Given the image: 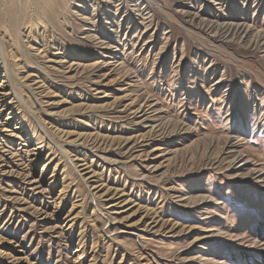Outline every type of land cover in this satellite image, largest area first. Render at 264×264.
Returning a JSON list of instances; mask_svg holds the SVG:
<instances>
[{
    "label": "rangeland",
    "instance_id": "obj_1",
    "mask_svg": "<svg viewBox=\"0 0 264 264\" xmlns=\"http://www.w3.org/2000/svg\"><path fill=\"white\" fill-rule=\"evenodd\" d=\"M0 84V264L260 260L264 0H0Z\"/></svg>",
    "mask_w": 264,
    "mask_h": 264
},
{
    "label": "bare ground",
    "instance_id": "obj_2",
    "mask_svg": "<svg viewBox=\"0 0 264 264\" xmlns=\"http://www.w3.org/2000/svg\"><path fill=\"white\" fill-rule=\"evenodd\" d=\"M225 24V23H224ZM224 26V25H223ZM232 26V25H231ZM244 27V26H243ZM242 26H239L238 28L239 29H242L243 28ZM229 28V27H228ZM232 28V27H231ZM230 28V29H231ZM220 29H224V28H220ZM247 29V28H246ZM235 30V29H234ZM238 30V29H237ZM247 32V31H246ZM221 33L223 34V32L221 31ZM245 33V32H244ZM249 33V32H248ZM239 34V33H238ZM241 34V33H240ZM239 34V35H240ZM246 34V33H245ZM244 35V34H243ZM227 36V35H226ZM238 36V35H237ZM261 37V36H260ZM258 39H260V38H258ZM263 39V38H262ZM261 39V40H262ZM253 42V41H252ZM262 42V41H261ZM250 43V42H249ZM263 46V45H262ZM6 77H7V75H6ZM5 79V78H4ZM8 79V78H7ZM3 81V80H2ZM2 87H3V84H0V90H2ZM1 94H3V93H0V105L2 106V104H3V102H4V100L2 99V96H1ZM5 105V104H4ZM38 147V146H37Z\"/></svg>",
    "mask_w": 264,
    "mask_h": 264
},
{
    "label": "trees",
    "instance_id": "obj_3",
    "mask_svg": "<svg viewBox=\"0 0 264 264\" xmlns=\"http://www.w3.org/2000/svg\"><path fill=\"white\" fill-rule=\"evenodd\" d=\"M257 264H264V252L260 253V260L257 262Z\"/></svg>",
    "mask_w": 264,
    "mask_h": 264
}]
</instances>
